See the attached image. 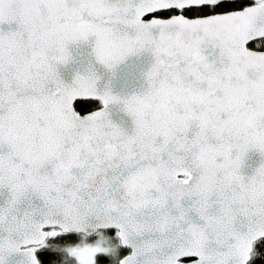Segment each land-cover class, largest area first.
Returning <instances> with one entry per match:
<instances>
[{"label":"snow or ice","instance_id":"obj_1","mask_svg":"<svg viewBox=\"0 0 264 264\" xmlns=\"http://www.w3.org/2000/svg\"><path fill=\"white\" fill-rule=\"evenodd\" d=\"M0 264H264V0H0Z\"/></svg>","mask_w":264,"mask_h":264}]
</instances>
